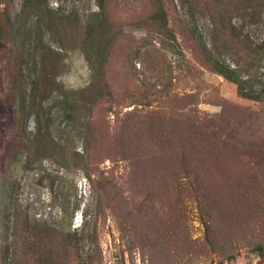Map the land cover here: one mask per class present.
<instances>
[{
	"label": "rangeland",
	"instance_id": "1",
	"mask_svg": "<svg viewBox=\"0 0 264 264\" xmlns=\"http://www.w3.org/2000/svg\"><path fill=\"white\" fill-rule=\"evenodd\" d=\"M96 3L0 0L23 31L0 42V264H264V0H106L103 74Z\"/></svg>",
	"mask_w": 264,
	"mask_h": 264
},
{
	"label": "trees",
	"instance_id": "2",
	"mask_svg": "<svg viewBox=\"0 0 264 264\" xmlns=\"http://www.w3.org/2000/svg\"><path fill=\"white\" fill-rule=\"evenodd\" d=\"M96 4L98 7V11L91 14L90 20L94 22V25L97 27L99 32L98 36L93 40L91 39L92 37L87 38L86 42L92 40L91 44L87 48H93V51L92 49H90L91 51H86L85 58L87 59V62L89 63L90 67L93 69L94 72L103 74L105 63L107 61V57L110 51V45L114 37H112L109 33L110 23L108 21V16L106 13V0H97ZM149 18L160 28V30L165 33H168L170 35V39L174 38L173 33L168 28V24L165 18V12L162 6H157L156 11L151 13ZM14 25V20H12V17H10L8 13H0V42L8 39L11 40V38H17L20 33H23V31H18V29L16 30ZM228 27L232 30L235 29V27L231 24H229ZM191 34L193 39L197 41V44L199 45L205 57V60L207 61L210 66V69L213 72L218 73L227 80L233 82L236 85L237 92L240 96L250 99H257V96L254 95L253 91L245 87V83L247 82V80L242 79L241 73L244 67L240 63V59L239 61L235 62V65L233 67H231L225 62L223 58H221L219 55L214 54L212 50L207 49L204 44L200 43V39L198 38V35L195 30H191ZM250 54L252 56L250 57L251 60L249 66L254 62L258 61L260 59V56L264 54V42H261L260 44L256 45L255 48L250 50ZM239 58H241V56H239ZM44 59L46 64L47 57ZM23 93L25 92L22 87H15L13 113H18L21 116L27 117L32 111L33 103L27 104L26 98ZM62 98H64V96H62ZM67 113L68 116L71 117L73 110L69 108V110H67ZM35 116L36 131L33 134L32 139H30V142L32 144H34V142L36 143V141L38 142L43 137V135L47 133L46 131H44V133L43 131H41L44 123L40 119V113L38 110L35 111ZM159 158H162V155L159 156ZM259 187L260 186H257V188ZM255 250L262 254L264 247L263 245L259 244L255 246Z\"/></svg>",
	"mask_w": 264,
	"mask_h": 264
}]
</instances>
